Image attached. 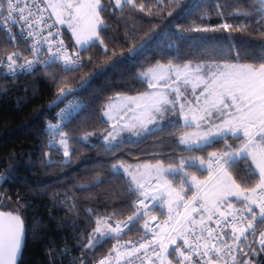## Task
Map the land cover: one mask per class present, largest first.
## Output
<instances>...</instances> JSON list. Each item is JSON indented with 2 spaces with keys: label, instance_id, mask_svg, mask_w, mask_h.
<instances>
[{
  "label": "snow or ice",
  "instance_id": "obj_1",
  "mask_svg": "<svg viewBox=\"0 0 264 264\" xmlns=\"http://www.w3.org/2000/svg\"><path fill=\"white\" fill-rule=\"evenodd\" d=\"M164 6V0H156L155 6L146 0H0V24L9 38L16 39L12 26L23 25L20 32L33 41L28 49L31 59L14 51L7 55L6 63L0 60V67L15 76L21 71L31 74L42 66L48 79L63 83L48 70L50 66L60 64L64 72L79 71L85 64L82 54L97 47L105 55H115L103 35L109 29L108 14L116 15L119 10L120 16L131 11L152 17ZM214 7L222 20L227 12L229 16L253 18L252 22L177 25V38L193 32H240L259 44L238 46L230 42L225 49L213 50L221 53L219 59L210 51L208 58L199 62L157 61L135 76L150 91L135 96L116 93L104 106L102 116L108 120L115 119L110 115L113 111L119 119L132 113L119 130L113 123L112 131L102 136L110 155L126 143L125 138L118 139L119 132L125 130L140 137L168 129L174 143L169 145L171 153L164 152L162 138L159 150L151 153L154 163L125 167L117 158L110 165L113 175L128 177V194L135 197L132 214L115 221L113 216L99 217L86 209L95 227L80 246L93 250L108 238L119 242L126 235L125 229L130 232L139 227L143 236L137 242L114 247L96 264H111L113 255L117 264L121 258L126 264H257L264 255V0ZM208 18L207 14L200 17L202 21ZM60 26H66L74 38L71 50L61 38ZM133 52L129 48V54ZM87 63L96 61L88 56ZM108 67L114 69L118 64ZM88 83L84 80L81 87ZM72 91L60 87L58 100ZM78 106L69 102L56 113L59 122L46 125V135L51 137L46 146L62 157L53 160L44 153L49 167L70 166L79 153L74 145H87L94 135L75 137L64 131L65 121L70 122L72 116L70 110ZM5 179L0 174V181ZM78 187L85 189L87 185ZM3 199L0 193V201ZM65 200L70 201L67 194ZM75 207L70 201L69 210ZM157 212L167 219L153 224L158 220ZM24 236L25 223L19 211L0 210V264H17ZM80 264H84L82 258Z\"/></svg>",
  "mask_w": 264,
  "mask_h": 264
},
{
  "label": "trees",
  "instance_id": "obj_2",
  "mask_svg": "<svg viewBox=\"0 0 264 264\" xmlns=\"http://www.w3.org/2000/svg\"><path fill=\"white\" fill-rule=\"evenodd\" d=\"M146 2L149 6L156 5V0ZM237 2L242 0H178V3L164 0L165 6L156 16L131 11L120 16L119 10L116 15L108 14L109 29L103 35L105 44L115 55H105L97 47L82 54L85 64L79 71L64 72L60 64L50 66L48 70L62 78L63 83L48 79L42 68L16 77L0 73V171L5 169L12 177L1 188L4 200L0 210H18L24 219L25 244L19 264H80L81 258L101 254L112 245L113 239L108 238L93 250L80 246L95 227L86 209L99 217L113 216L115 221L132 214L131 202L135 197L128 194V177L113 175L110 165L117 158L124 164L154 163L151 153L159 150L161 139L166 145L163 151L171 153L169 145L174 143V138L168 136V129L154 135L125 138L121 149L110 155L102 141L110 127V122L102 116L108 98L116 93L138 95L148 91L147 85L135 76L157 61L199 62L207 59L210 51L219 59L221 53L213 50L225 49L230 42L238 46L259 44L240 32H193L180 39L175 35L177 25L216 26L223 20L232 24L251 23L253 18L229 16L227 12L223 20L215 15L216 4L223 8ZM168 12L172 15H167ZM205 14L209 18L202 21L200 17ZM62 31L73 48L71 33L66 26H62ZM142 43L145 45L140 50L129 54V48L135 49ZM13 47L0 28V53ZM88 56L96 63H87ZM113 62L118 67H108ZM84 80L89 83L76 93L83 105L65 123L64 131L75 137L85 133L94 135L90 136L89 144L74 145L79 153L70 166L49 167L44 153L53 160L62 159L46 146L51 139L46 135V125L58 108L49 104L58 96L60 87L76 88ZM81 184L87 188H79ZM65 194L75 203L74 210H69L70 201L65 200ZM258 261L264 264V255Z\"/></svg>",
  "mask_w": 264,
  "mask_h": 264
},
{
  "label": "built area",
  "instance_id": "obj_3",
  "mask_svg": "<svg viewBox=\"0 0 264 264\" xmlns=\"http://www.w3.org/2000/svg\"><path fill=\"white\" fill-rule=\"evenodd\" d=\"M11 26V25H9ZM23 25H16V26H12V32L15 34L16 36V39L15 41H12L7 32L4 30V25L3 24H0V28H2L5 32V35L12 41V43L14 44V47L9 50V51H6V52H1L0 53V60H3L5 63L7 62L6 60V57L7 55L11 54L12 52L14 51H20L23 55L25 56H28L29 59H31V55L29 54L28 52V49L31 45V43L33 42L32 41V38H27L25 39L24 35L20 32V28L22 27ZM61 27V26H60ZM25 30L27 31L26 27H25ZM47 31L48 29H45L44 31V34L46 35L47 34ZM61 32H62V36L61 38L64 40V43L68 46V48L71 50L72 47L67 43V41L65 40L64 38V34H63V31H62V27H61ZM45 47H47L45 45ZM42 68V66H39L37 69H34L33 71L35 70H38ZM0 73H2L3 75L7 76V77H16V76H19L23 73H26V72H17L15 74V76H12L11 74H9L7 72V70L3 67H0ZM69 102H76L78 103V107H76L74 110H70L72 112V116L71 118L74 116V114L82 107L83 105V102L82 100L80 99V97L77 95V94H72L70 95L69 97H67L63 102L62 104L57 108V110L55 111V114H54V117L52 119H50L48 122H51V123H58L59 121L57 120V117H56V113H58L61 109L65 108ZM70 118V119H71ZM47 122V123H48ZM68 122V121H65V123ZM0 174H4L6 179L4 181H0V193H2L4 195V193L2 192L1 188L3 186V184L5 183L6 180L8 179H11V174L5 170V169H2L0 171ZM4 200V199H3ZM3 200L0 201V208L2 206V203H3ZM238 206V205H237ZM155 215H157L158 217V220L155 221V222H152L153 224L155 223H159V222H162L163 220H166L167 219V216L166 215H161L159 212L157 213H154ZM103 217V216H101ZM127 218V217H126ZM126 218H124L123 220H126ZM215 219V217H214ZM121 220V221H123ZM109 223H112L113 224V227H115V223H113L112 221H109ZM125 233L126 235H123L122 238L119 239V242H117V240H113L112 241V245L106 250L104 251L103 253L101 254H98V255H93V254H90L87 258H85L83 261H84V264H96L97 261H99L100 259H103L105 258L106 256H108L109 252L112 251V249L114 247H119L120 245H125L127 244L128 241H132V242H137L141 239V237L143 236V230L140 229L139 227L138 228H134L132 229V231H128V229H125ZM111 264H117L116 262V259H115V256L113 255V257L111 258ZM119 264H126V262L123 260V258H121ZM136 264H139V261L136 262ZM257 264H260L259 261H257Z\"/></svg>",
  "mask_w": 264,
  "mask_h": 264
},
{
  "label": "water",
  "instance_id": "obj_4",
  "mask_svg": "<svg viewBox=\"0 0 264 264\" xmlns=\"http://www.w3.org/2000/svg\"><path fill=\"white\" fill-rule=\"evenodd\" d=\"M141 45L144 46L145 43H142ZM141 45H139L138 47H136V48L134 49V52H133V53H135V52H137L138 50H140V49L142 48ZM81 88H82L81 86L76 87V88H71V89H73L74 91H72V92L69 93L66 97H64L63 99H60V100H58V96H57L52 102H50L49 106H50L51 108H56V107L60 106V104H61V103L67 98V97H69V96L72 95V94L78 93V92L80 91ZM67 89H68V88H67ZM67 89H65V90L67 91ZM24 244H25V236H24V240H23V247H24ZM23 247H22V250H23ZM21 255H22V251H21L20 256H19L18 259H17V264H19V260H20V258H21Z\"/></svg>",
  "mask_w": 264,
  "mask_h": 264
},
{
  "label": "rangeland",
  "instance_id": "obj_5",
  "mask_svg": "<svg viewBox=\"0 0 264 264\" xmlns=\"http://www.w3.org/2000/svg\"><path fill=\"white\" fill-rule=\"evenodd\" d=\"M62 27V26H61ZM183 90V89H182ZM148 91H150V89L148 90ZM198 92H199V90H197V94H198ZM189 99H192V97L191 96H189ZM108 120V119H107ZM111 124H110V127H109V129L107 130V131H112V125H113V123H115V125H116V129L117 130H119L120 129V127L125 123V119H119V117L117 116V118L116 119H114V120H108ZM106 131V132H107ZM106 132H105V134H106ZM127 132V130H125V131H122V132H119V135H118V139L120 138V137H123V138H129V137H133V136H128V135H126L125 133ZM114 135L116 134L115 132L113 133ZM141 137V136H140ZM134 138H139V137H134ZM125 165V167H127V166H129V165H132V164H124ZM136 165V164H135Z\"/></svg>",
  "mask_w": 264,
  "mask_h": 264
},
{
  "label": "crops",
  "instance_id": "obj_6",
  "mask_svg": "<svg viewBox=\"0 0 264 264\" xmlns=\"http://www.w3.org/2000/svg\"><path fill=\"white\" fill-rule=\"evenodd\" d=\"M130 96H135V95H130ZM110 115H112L113 117H115V119L117 118V113H116V111H113L112 113H110ZM131 115H132V113L129 112L128 115L124 117L125 121H126V120L128 119V117H130ZM121 120H122V119H121ZM110 124H111V123H110ZM125 134L128 135V136L136 137V136L132 135V133L129 132V131H127ZM129 138H132V137H129ZM233 199H234V198H233Z\"/></svg>",
  "mask_w": 264,
  "mask_h": 264
}]
</instances>
